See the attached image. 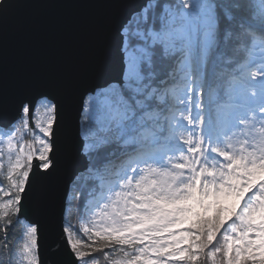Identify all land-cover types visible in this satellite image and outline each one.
Segmentation results:
<instances>
[{
  "label": "snow or ice",
  "instance_id": "snow-or-ice-1",
  "mask_svg": "<svg viewBox=\"0 0 264 264\" xmlns=\"http://www.w3.org/2000/svg\"><path fill=\"white\" fill-rule=\"evenodd\" d=\"M264 0H0V264H264Z\"/></svg>",
  "mask_w": 264,
  "mask_h": 264
},
{
  "label": "rangeland",
  "instance_id": "rangeland-1",
  "mask_svg": "<svg viewBox=\"0 0 264 264\" xmlns=\"http://www.w3.org/2000/svg\"><path fill=\"white\" fill-rule=\"evenodd\" d=\"M259 255H264V252H261L260 250H258V258H259Z\"/></svg>",
  "mask_w": 264,
  "mask_h": 264
}]
</instances>
